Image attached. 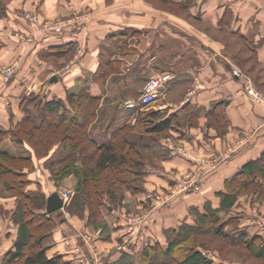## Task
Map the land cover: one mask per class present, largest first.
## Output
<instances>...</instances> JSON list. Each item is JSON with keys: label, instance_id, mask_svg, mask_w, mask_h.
Masks as SVG:
<instances>
[{"label": "crops", "instance_id": "crops-1", "mask_svg": "<svg viewBox=\"0 0 264 264\" xmlns=\"http://www.w3.org/2000/svg\"><path fill=\"white\" fill-rule=\"evenodd\" d=\"M37 7L41 17L47 12L56 13L55 7L59 8L58 15L69 19L77 16L75 13H89H84L86 20L84 16L82 23L73 22L62 33L39 32L35 25L18 19L20 30L34 37L30 44L33 56L26 59L17 75L20 89L10 85L5 91L11 96L8 101L0 95V125L9 129L21 120L22 98L30 92L26 87L30 82L43 85L47 80L48 88L36 92V87L35 91L43 100L66 101L68 95L78 94L81 88L102 98L99 118L90 130L98 146L109 143L122 127L134 126L144 111L173 117L171 140L161 138L165 137L162 135L158 146L153 143L148 147V151L166 155L161 158L160 170L150 166V179L163 182L168 180L167 175L177 169L181 172L188 162H194L208 175L195 205L202 210L206 197L211 195L209 199L218 207L219 200L213 198L215 192L264 152V105L252 102L242 93L241 80L232 74L233 57L228 48L237 41L239 46L242 43L251 50L258 47L256 52L264 60V0H52L41 8L36 3ZM15 43L0 39V54L3 52L5 61L19 55ZM62 58L66 63L63 70L56 64ZM108 63L117 69H104ZM162 73H169L172 78L162 88L157 102L140 109L125 107L127 101L140 95L149 77ZM54 77L57 80L52 82ZM192 90L194 93L190 94ZM115 100L121 103L117 105ZM222 102L224 106H217ZM30 108L36 110L35 106ZM139 138L129 136L133 142ZM176 149V153L171 151ZM42 169L45 170L43 163H37L33 173V179L40 184L44 181ZM64 182L73 186L76 179L70 176ZM135 199L136 206L142 208L150 198L143 194ZM186 205L184 215H188ZM123 219L124 216L111 218L104 214L108 226L100 238L96 237L105 257L102 264H112L124 254L134 255L154 241L148 233L138 235L136 227H128ZM164 221L162 216L154 215L146 223L155 224L153 227L158 224L160 233L168 228ZM1 223L0 217V257H5L13 249L18 229H8ZM71 223L62 217L47 237L49 258L60 256L69 264H76L82 257L92 258L81 232L91 234L93 226L74 220ZM249 229L260 234L253 223ZM157 237L164 242V234Z\"/></svg>", "mask_w": 264, "mask_h": 264}, {"label": "rangeland", "instance_id": "rangeland-1", "mask_svg": "<svg viewBox=\"0 0 264 264\" xmlns=\"http://www.w3.org/2000/svg\"><path fill=\"white\" fill-rule=\"evenodd\" d=\"M49 1L52 0H0V39L4 38L5 42H11L12 44L16 42V47L18 50H20L19 55H17L21 56L19 58L18 56H13L12 60L5 61L2 57L3 52L0 54V95H2V99L8 101L9 97H11L9 95H6L5 93L7 88L14 85L15 88L20 89V87H18V83H16L17 75L19 74L21 68H23L22 66L25 64L24 62L26 61V59L29 57L31 58V56H33V47L31 48L30 44L34 41V37L33 35L29 34V32L26 33L23 29L22 31L20 30L18 26V19H20L21 22L23 20L27 21L32 26L35 25L38 28L39 32L41 31L42 25H45L46 23L57 22L59 20H69L68 17L67 19L66 17H61V15L57 14L59 9L58 7H55V10H57L56 13L50 14V12H47V14L44 13L43 16L48 17H41L40 12L38 11L39 7L35 8V4L37 3L38 5H40L41 8L44 3H49ZM26 4H28L29 6H26ZM84 13L89 12L84 11ZM84 13H75L78 18L75 19L76 23L78 22L79 24L84 21L81 20L84 19ZM54 14L58 16H52ZM222 39H226V37H223ZM237 42L234 43V46L228 47L233 57V59L231 60L232 68L238 69L244 76L250 78L253 88L259 93H261L264 97V60L262 57L258 56L256 52V50H258V47H254V50H251L249 47L242 43L239 46V42L238 44ZM81 54L83 55L84 52L82 51ZM80 57L81 56L76 57L77 60L80 59ZM64 60V58H62L61 60H56V64L59 67L61 66V70H63V67L66 66ZM105 68L108 71H114L117 69V67H115V64L113 63H108L104 65V69ZM8 72H12V76L9 79H7ZM48 87V80L45 81L43 85H40L36 81L34 83L30 82L29 85L26 87L27 89L30 88V92L25 93V95H23V103L24 101H32V98L41 97V95H37L36 92H40L41 90H44ZM85 92H87V89L81 88V90L78 92V94L81 95H79L78 98L85 99L86 101H84V103L89 106V112H91V120L88 129L89 137L91 140H93L91 137V133L93 132H90V130L92 129L93 123L99 118V111L102 103V98H99L98 95L94 94H89L91 98H86V96L84 95ZM191 93H194V91H190V94ZM68 97L69 95L65 99V103H67ZM54 99L61 100L58 98ZM120 101L115 100L114 102L119 105L121 103ZM32 103H34V101ZM260 104L264 105V103ZM152 105L148 107H151ZM20 107L21 108L19 112L22 113V118H24L26 115V111L24 110V106L20 105ZM145 110H147V108ZM70 112L72 113L73 111ZM109 115L112 116L113 113H110ZM47 116L50 119L53 118L51 117V115L47 114ZM160 117L161 118L155 119V122L161 120L164 115L162 114ZM30 128V125H26L23 128V132H25L27 136L29 135V130H31ZM59 129L62 128L59 127ZM72 129L74 132H76L75 138L77 139H75V141H73V139H70L72 133L70 135L69 132H59L57 133L55 140L51 143H48L47 146H44V144H41V146L40 144L38 145L39 152L37 153L39 154V156L36 154V152L31 146L32 143H30L29 141H26V144H24V146H18L8 140L4 141V143L1 144V149L9 153L13 157H31L32 159V169H27V171L29 172L28 178L30 180V184L26 188L22 189V178L19 176H15L16 174H0V217L3 221V223L1 224H5L8 229H14V226L17 228V226L12 220V216L18 210L19 202L22 198L20 195L22 190H24V192L29 190H32L37 193L39 192L44 194V196L46 197H48L53 192H59V195L69 193V197L66 199L65 206L60 210V212H62V217H65L66 221H69L70 223L72 222V220H74V222H85L86 226H93V232L91 234L86 233L85 231L81 232V237L83 238L89 250L88 254H91L92 258L90 259L89 257H80V261H78L77 259L78 262L76 261V264H102L103 262H105V257L100 247V243H98L99 240L96 239V237L100 238L103 235V224H105L106 228L108 226L105 223L104 216L100 218H95V216L93 217L91 215L90 210L87 208V205H82L81 211L78 213L72 210L69 211L67 205L71 202L73 196L76 193L78 179L74 176V178L76 179V184L73 186H70L69 184L65 183V180L58 183L55 179L56 173L72 162L76 165L84 167L85 169H96V162L99 153L95 151V147L86 139L84 133L80 130V127L73 126ZM17 132H19V134L22 136V125L19 129L17 128ZM96 132L97 130L94 132V134ZM131 134H134L138 137L141 136V134L138 132H133L131 131V129H125V131L122 132L119 140H122L124 136H127L129 139V136H131ZM170 137H172L171 134L161 138H165V140H171ZM153 143L157 146L159 145V141H153L151 138L148 137H144V139H140L139 141H137L138 150L142 153L145 159V164L143 167L144 175L142 177V187L144 188V192L132 193L126 189L123 193L124 200H122L121 203L117 201L111 202L114 206V209L107 210L104 212V214H110L111 218L124 216V223L129 225L128 227H131L132 229L136 227V230L140 232L138 235H147L148 233V236L154 239V241L151 243L149 242V244L153 245L155 243H159L161 246H166V241L164 240L163 243L160 242L157 236H159L160 234H164V231L167 229L178 228L186 222H194V218L191 216V209L194 207H198L195 205L197 202L196 198L198 197L197 195L202 192V182L204 177L208 175H206V172L203 173L204 171L200 169L199 165L195 164L194 162H188L187 168H185L183 171L180 172L177 169V172L174 171L172 175H167L168 180L162 182L161 180L156 179L152 181L149 175L150 166L154 167L153 170H160L162 168L160 163L161 158L166 157L165 154H160L156 150L153 152L150 150L148 151V147H150V145H152ZM172 146H174L173 142ZM179 147L181 146L179 145ZM171 151L176 153L177 149ZM37 163H43L45 169H42V175L44 180L42 184L37 183L33 179V173L35 172V167ZM125 168H123L124 172L119 175V182L126 181L127 184L134 178H137V176H135L132 171H129V169ZM132 169H134V166H132ZM261 181L263 182V184L260 183ZM260 182H256L251 185L250 188H247V190L241 191L238 195V202L236 206L232 209V211H230L229 214L225 216L223 215V218L235 216L236 220L238 221V225L242 224L244 219L246 218L253 217L254 220L256 218V228L260 230V234H263L264 231L260 228L258 222L262 217H264V180H260ZM147 184L149 185V187L150 184H153L155 186L152 187L151 185V187L149 188L150 191H147ZM224 190L225 184L224 188L218 191ZM106 191L107 187L101 189V194H103V197H107ZM143 194H149L150 199L147 201L148 204L146 206H142V208H140L136 206L137 202L135 196H141ZM210 196L211 195L206 197V202L210 201L212 203V199H209ZM213 198L215 199L216 197L213 195ZM185 203L187 204L186 210L188 215H184L183 213ZM56 214L57 213H54V215ZM154 215L162 216L165 220L164 225L166 226L169 224L168 228L158 233V224L155 227H153V225L155 224L148 225V223L146 222L151 219V216ZM166 217L168 218L166 219ZM190 219H192V221ZM28 220H30V218H28ZM234 225L231 224L227 228L231 230ZM32 227H34V224L32 225ZM150 227L154 229L155 232L151 230ZM137 228L140 229L138 230ZM151 231H153V235L150 234ZM196 239L195 242L193 241V245H196L197 248L202 250V252H204L208 257L214 260L217 264H264V257L252 254V252H250L251 249H248L243 245L232 244L231 242L229 243L227 240L218 238L215 235H200L197 236ZM16 240L17 238L14 240V243ZM200 245L203 247L201 248ZM142 248L140 250H142ZM0 264H4V257H0ZM112 264L146 263L140 258L138 259L137 257L130 258L122 256L120 259H118Z\"/></svg>", "mask_w": 264, "mask_h": 264}, {"label": "trees", "instance_id": "trees-1", "mask_svg": "<svg viewBox=\"0 0 264 264\" xmlns=\"http://www.w3.org/2000/svg\"><path fill=\"white\" fill-rule=\"evenodd\" d=\"M79 95L81 94H70L67 103L57 99L43 100L40 97L32 98L30 102L24 101L23 103L22 100L21 105L24 106L26 115L18 122L12 123L9 129L0 125V146L6 140L18 146H24L26 141H29L39 156L37 153L39 144L47 146L55 140L57 133L62 131L69 132L70 135L72 133L70 139L75 141L76 132L72 128L73 126L80 127L86 139L99 153L96 169H85L72 162L57 172L55 179L59 183L70 176L77 177L76 193L67 205L68 210L78 213L82 205H87L91 215L100 218L104 216L105 211L114 209L111 202L121 203L124 200L123 193L126 189L132 193L144 192L142 177L145 159L138 150L137 142L130 141L127 136L119 140L122 132L125 129H131L133 132L140 133L141 139L148 137L153 141H158L162 135L170 134L174 118L164 119L162 117L161 120L155 122V119L161 118L159 113H140L134 126L117 131L108 144L97 146L89 137L88 128L91 120L89 106L84 103L85 99L78 98ZM84 95L86 98L90 97L87 92ZM224 105L225 102H222L217 106ZM31 106H35L37 112L31 109ZM47 114L53 118H48ZM21 125L22 136L17 132V128L19 129ZM26 125L31 127L28 136L23 132ZM31 167V157H13L0 147V174H16L15 176L21 177L22 189L30 184L27 169H32ZM125 167L137 176L127 184L126 181L119 182V175L124 172ZM260 180H264V152L259 158L249 161L238 173L227 179L224 191L215 192L214 196L219 200L218 207H214L210 201H207L202 210L198 207L191 209L193 223L186 222L178 228L165 230L166 246H161L159 243L148 244L140 252L134 255L124 254L123 257H137L146 264H217L196 245H193L196 237L200 235H215L229 243L243 245L251 249L252 254L264 257L263 235L253 233L249 229L252 223L253 226L256 225V218L255 220L253 217L246 218L240 225L235 216L223 218V215L229 214L236 206L239 193ZM260 183L263 184L262 181ZM104 187H107V197L101 194V189ZM20 195L22 198L18 210L12 216L18 229V236L13 249L5 255L4 264H69L60 256L53 258L47 256L46 239L56 230L61 220L54 214L45 213L47 197L32 190L26 192L22 190ZM33 224L34 227H32ZM231 224L235 225L229 230L227 227ZM103 226L106 227L105 224Z\"/></svg>", "mask_w": 264, "mask_h": 264}, {"label": "built area", "instance_id": "built-area-1", "mask_svg": "<svg viewBox=\"0 0 264 264\" xmlns=\"http://www.w3.org/2000/svg\"><path fill=\"white\" fill-rule=\"evenodd\" d=\"M75 19H78L77 16L69 20H59L57 22L46 23L45 25H42L41 30L45 33H62L69 25L75 22ZM232 74L234 77L241 80L243 84L242 93L246 97H248L252 102L264 103V97L261 93L253 88L250 78L244 76L236 68H233ZM11 76L12 72H8L7 79H9ZM171 78L172 76L169 73H162L149 77L144 82L140 95L136 99L127 101L125 103V107L128 109H140L154 104L160 97L162 88L167 82L171 80ZM60 195L65 206L66 199L69 197V193ZM258 224L260 228L264 230V217L259 220Z\"/></svg>", "mask_w": 264, "mask_h": 264}, {"label": "water", "instance_id": "water-1", "mask_svg": "<svg viewBox=\"0 0 264 264\" xmlns=\"http://www.w3.org/2000/svg\"><path fill=\"white\" fill-rule=\"evenodd\" d=\"M57 80V77H54L52 79V82ZM64 207V201L61 199L60 195L58 192H53L47 197V202H46V214H54L57 213L56 215L58 217H62V212L60 210Z\"/></svg>", "mask_w": 264, "mask_h": 264}]
</instances>
